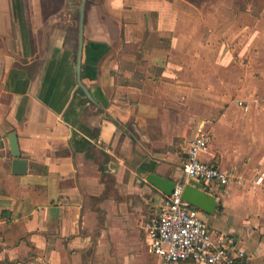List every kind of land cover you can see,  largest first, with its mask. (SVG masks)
Here are the masks:
<instances>
[{"label":"crops","instance_id":"0c3cea01","mask_svg":"<svg viewBox=\"0 0 264 264\" xmlns=\"http://www.w3.org/2000/svg\"><path fill=\"white\" fill-rule=\"evenodd\" d=\"M236 9L86 0L91 101L67 1L0 0V264H162L146 225L165 194L146 177L183 183L201 131L211 140L199 158L232 179L203 183L214 212L190 206L235 260L264 264V11ZM10 132L24 173L12 172Z\"/></svg>","mask_w":264,"mask_h":264},{"label":"built area","instance_id":"2783aa9c","mask_svg":"<svg viewBox=\"0 0 264 264\" xmlns=\"http://www.w3.org/2000/svg\"><path fill=\"white\" fill-rule=\"evenodd\" d=\"M236 105L244 112L248 109L246 100H237ZM210 140V132L201 131L190 141L181 172L186 180L193 178L201 183L223 186L231 181L232 175L199 158ZM4 147L5 137L0 133V157ZM183 183L175 182L172 192L165 195L156 215L146 225L153 253L162 259V264L186 260L196 264H232L235 260L233 250L216 242L208 226L181 198Z\"/></svg>","mask_w":264,"mask_h":264},{"label":"water","instance_id":"95a60500","mask_svg":"<svg viewBox=\"0 0 264 264\" xmlns=\"http://www.w3.org/2000/svg\"><path fill=\"white\" fill-rule=\"evenodd\" d=\"M70 8L73 9V14L77 15L78 18V34H77V53H76V82L78 88H80L86 97L94 101L88 92L87 88L80 81V55L83 44V20L86 0H78V4H75L76 0H66ZM7 148L12 156V172L20 174L25 172L26 160L20 157V152L18 148L16 134L10 132L6 137ZM147 181L152 185L161 190L165 195H169L174 187L175 182L170 179L162 178L153 173L148 174L146 177ZM181 198L186 201L189 205L212 213L215 211L217 206V198L210 192H208L203 183L193 179L188 178L183 183Z\"/></svg>","mask_w":264,"mask_h":264},{"label":"rangeland","instance_id":"374dc122","mask_svg":"<svg viewBox=\"0 0 264 264\" xmlns=\"http://www.w3.org/2000/svg\"><path fill=\"white\" fill-rule=\"evenodd\" d=\"M235 3L238 6L236 10H239V12H247L248 15L252 17L261 16L263 14L264 0H235ZM76 4H78V0H76Z\"/></svg>","mask_w":264,"mask_h":264},{"label":"trees","instance_id":"16d2710c","mask_svg":"<svg viewBox=\"0 0 264 264\" xmlns=\"http://www.w3.org/2000/svg\"><path fill=\"white\" fill-rule=\"evenodd\" d=\"M232 264H242V262L239 259H236Z\"/></svg>","mask_w":264,"mask_h":264}]
</instances>
